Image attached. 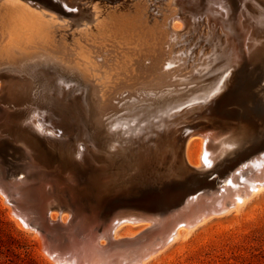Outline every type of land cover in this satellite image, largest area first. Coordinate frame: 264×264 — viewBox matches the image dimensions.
Here are the masks:
<instances>
[{
  "label": "bare ground",
  "instance_id": "obj_1",
  "mask_svg": "<svg viewBox=\"0 0 264 264\" xmlns=\"http://www.w3.org/2000/svg\"><path fill=\"white\" fill-rule=\"evenodd\" d=\"M202 1L193 2L198 13ZM247 1L254 0H206L207 23L200 34L198 20L177 13V7L190 11L182 6L186 0H131L123 9L95 3L83 18H63V24L56 15L63 10L47 0L56 17L45 19L30 0H0V75L9 103L26 104L5 122L11 126L4 132L44 154L45 163L60 173H73L91 202L103 206L97 228L72 244V235L61 233L67 214L46 212L40 198L16 179L0 181L11 217L38 238L49 262L145 264L211 219L239 213L264 192V153L256 151L264 125L214 107L241 62L264 67V0L249 6ZM215 6L225 7L235 23L218 24ZM242 128L255 133V144L239 147ZM53 136L61 139L53 144L47 139ZM164 174L168 178L156 182ZM158 193L167 196L164 207L150 208L151 214L130 211ZM136 226L139 233L131 230Z\"/></svg>",
  "mask_w": 264,
  "mask_h": 264
},
{
  "label": "rangeland",
  "instance_id": "obj_2",
  "mask_svg": "<svg viewBox=\"0 0 264 264\" xmlns=\"http://www.w3.org/2000/svg\"><path fill=\"white\" fill-rule=\"evenodd\" d=\"M160 1H162V0H155V2H157V3ZM189 1L191 4L189 3ZM189 1L186 0V2L182 6L184 8H186L188 11L190 8V11L186 12L185 9L181 10L180 7H177V9H178L177 13L179 15H183L181 17L184 19L186 18V20H188L189 22H197V20H198L199 24L201 26V30H202L200 34H202L203 29L205 28V24L207 23V21H205V22H203V21L205 20L204 17H206L205 14L207 13L206 10H207L208 5L206 4V0H205V2H204V0L202 1V3L204 2L203 3V5H204L203 9L204 10L201 9L200 13H202V14L199 15L200 13H198L197 11L194 10L196 7V5L194 4L195 3L194 0H189ZM221 1L223 3H225L226 0H221ZM244 1H246V0H244ZM261 1H263V0H261ZM65 2L69 6L79 8L80 12L77 11L76 13H69V14H67V13L65 14V12H63L62 14L58 13V12L56 14V11H52V12L55 13L56 15H58L59 17H63L67 20H69V16H70L71 19L69 21H75V20H78V18L80 19V17L83 18L84 16H86L88 13V11H87L88 7L91 4L97 3V0H63V3H65ZM123 2H125L124 5H123ZM130 2H131V0H107V1L106 0H100V2L98 4H100V5L104 4V5L109 6V7L110 6L113 7L114 5H117V6L120 5L119 7L121 9H123V7L129 5ZM242 2H243V0H242ZM254 2H255V0L253 2L247 1V4L249 6L251 4H254ZM120 3H122L123 6ZM133 3H135V2H133ZM156 6H158V4ZM192 6H193V8H192ZM191 8L196 13H198L196 15V17L193 15L195 12L192 11ZM61 11H62V9H61ZM85 11H87V13ZM215 11L220 13V14L216 15L218 24L220 22L223 23L224 21H225V23H227V25L235 23V21H233L235 19H233V20L231 19L232 15L231 16L229 15L228 16L229 18L226 16L225 7L219 8V7L215 6ZM238 11L239 10H236V12L233 14L236 17V19L238 16ZM56 15L52 14L53 17H56ZM193 17H195V18L193 19ZM246 18L247 17L244 14V17L242 19H244V25L247 26L249 24L250 20H247ZM178 21H180V22H178ZM178 21H175L176 25H179L180 23H182L181 20H178ZM180 25L183 26V23ZM218 28H219L218 30L220 31V25L218 26ZM73 29L71 31L67 32L66 35L70 34L73 31ZM220 34H221V32H220ZM196 41L201 42V40L195 39V42ZM244 63L245 62H241L239 67H237L238 70L236 69L232 72V76L230 77L229 82H228V87L225 90V92L222 94L224 99L222 100L221 103L217 104V106H215V107L220 106L221 109L219 111L224 112L225 110L228 111L230 109L234 113L241 114V115H247L253 119L256 118V120L260 121L259 122L260 124L264 125V113H262L260 111V107H259L261 102L264 101V96H261L258 93V89L253 87V85H255L254 82L256 83L258 80H261L262 83H264V80L261 79V78H264V72H262V71H264V67H262V66L258 67L257 66L258 64L254 65V64L245 63V64H247V65H245ZM66 65H68V64H66ZM251 68H252V70H251ZM255 75H256V77H255ZM1 76L3 77L4 74L0 75V77ZM2 77L0 78V83L6 80L5 78H2ZM244 80H246V81H244ZM230 82H233V84ZM247 85H248V87H247ZM242 86H243V88H242ZM228 104L232 109L229 108ZM25 106H26V104L20 106L19 109H23V108H25ZM121 113H123V112H120L118 114H121ZM0 120L3 122L2 123L0 121V125H1L0 126V130H1L0 131V140H1V138H3V139H6V141L9 140V141L14 142L13 139L15 137L14 136L12 137V135H9L6 132H4V128H6L7 125L11 126V124L10 125L5 124L6 121H3L5 119H4V117L3 118L1 117V113H0ZM197 121H199V120H197ZM233 122L234 121H230L229 125L235 123V122L234 123ZM2 125H3V127H2ZM3 135L7 138H5ZM14 140L15 141L18 140L15 143L17 145L18 144L21 145V143L19 142L20 141L19 139H14ZM3 148L6 150V152ZM26 149H27L28 153L31 152L30 154L34 155L32 148H26ZM31 149H32V151H30ZM2 151H4V152H2ZM11 152H13V150L9 149L8 147L7 148L6 147L1 148V145H0V153H2V154H0V162H2V163H0V172H1L0 181H1V183L5 184V182H6L5 180L9 181L8 179H10L9 177H11L12 181L16 179L17 181L15 180V182L18 183L19 185H21L20 188L23 190L26 189V191H29L31 193V195H36L39 193L38 191H40L43 194V195H40L41 200H39L40 203H42V204L44 202L42 200H45V201L47 200L45 196H47L46 194H48V193L50 194V195L48 194L50 197L52 196V194H53V197H55L54 193L56 194V196H58V195L60 196V193H61V196L68 195V192H69V191H67L68 187H71V190L76 192V193L82 194L83 192H85L83 190V186L80 187V185H78L76 182L70 180L69 176L72 175L70 171L69 172L65 171V172L60 173L57 169H54L55 165H49V168H45V169L43 168V170H44V173H43L44 176L42 177L43 182L38 183L37 185L33 184V186H34L33 187L32 182H30V181L27 182V180H26L27 177L25 176L26 173H24L25 171H23L22 166L19 165V163L21 162L20 156H18L17 153H14V152L11 153ZM6 154L7 155L10 154V155L6 156ZM9 157H11V158H9ZM32 158L34 159V156H32ZM36 161L37 160H34V162H36ZM16 164H17V166H16ZM1 165H2V167H1ZM188 166L191 169L194 168L193 166H190V165H188ZM9 172H11V173L9 174ZM46 173H47V175H46ZM49 173H52V174H50V178H47L49 176L48 175ZM59 173L61 175L62 174H64V175L61 176ZM23 174H25V175H23ZM66 174H68V175L66 176ZM13 177H15V178H13ZM25 177H26V179H25ZM18 179H19V181H18ZM68 179H69V181H68ZM50 180H51L50 185H53V188H51L52 190L48 187L49 185L46 184V183L50 182ZM53 180H54V182H52ZM44 181H46V182H44ZM57 182H58V184H57ZM23 183L25 186L23 185V188H22ZM65 183H66V185H65ZM29 184H31V185L29 186ZM46 185H47V187H46ZM54 185H56V186L54 187ZM37 186H38V188H37ZM65 186H66V188H64ZM56 187H57V190L59 188V190L57 192L55 190ZM45 190H47L48 192ZM51 192H52V194H51ZM42 196H43V198H42ZM11 201H13L12 198L10 199V202ZM7 206L8 205L4 204V202L2 201L1 196H0V264H52L51 262H49V260L46 258V256L40 251L39 240H37L38 238L35 237V235L31 231H28L26 229H22L21 227L19 228L16 221H14L15 218L11 217V215H10L11 213H10L9 208ZM22 213L23 214L26 213L29 218L31 217V219H34L36 217L33 214L31 215L29 213V211L28 212L22 211ZM142 225L143 224H140V226H142ZM124 226L122 227L123 229L120 230L121 233L125 231L124 228H126V226H128V224H126ZM131 230L137 231L138 226L131 228ZM139 232L140 231H137V233H139ZM145 264H264V192L262 194L256 196L253 200H251L239 213L236 214L235 212H232L229 215L211 219L208 223H206L205 225H203V226L199 227L197 230H195L192 233V235L186 241L175 243L174 245L169 247L167 250H165L163 253H161L160 255L149 260Z\"/></svg>",
  "mask_w": 264,
  "mask_h": 264
},
{
  "label": "water",
  "instance_id": "obj_3",
  "mask_svg": "<svg viewBox=\"0 0 264 264\" xmlns=\"http://www.w3.org/2000/svg\"><path fill=\"white\" fill-rule=\"evenodd\" d=\"M30 1L32 2V4L35 3V0H30ZM0 84L2 85L0 88V103H1L0 113H1V117H4L5 121H8L11 118H14L17 114L21 113L23 109H19L20 106L9 103V101L6 99L7 86L2 82ZM192 131L193 130L191 129L186 135L191 134ZM47 139L51 143L55 144L61 138L60 136H53L52 138H47ZM13 141L14 142L6 141V139L1 138L0 140L1 148L8 147L11 150H13L14 153L21 155L20 156L21 162L19 163V165L22 166L23 171H25L27 176L26 179L27 181L32 182V185L33 184L37 185L38 183L43 182V178H42L44 176L43 168L44 169L49 168L50 165L45 163L46 157L44 156V154L42 153L40 154L38 151L33 149L34 155L33 154L31 155L30 153L27 152L26 147H22L23 145H16L15 142L17 141L15 140ZM79 148L81 151H83L81 147ZM32 156H34V159L32 158ZM34 160L37 161L34 162ZM81 160L82 158L79 157L78 161L76 162L81 163ZM83 164L81 163V167H84ZM50 174L52 173H49L48 175ZM71 174H72L70 177L71 180L76 182L73 173ZM50 183L51 181L48 182L47 185H49L50 188L51 187L53 188V185H50ZM38 192L39 195L36 194V196H38L41 200V196H40L41 192L40 191ZM89 195L90 193L88 191H85L82 194H80L71 190L70 192H68V195L50 197L49 199L43 202V205L46 206L47 208L46 212L55 211L58 212L59 214L66 213L68 215V219L65 225L62 227V229L65 227L66 230L64 229L61 230V233L65 235L64 237L72 235V240H70L72 244L73 241H75V243L77 241H80L84 234H88L90 231L97 228L98 224L101 222L100 212L103 206H101V204H99L98 202L92 203ZM166 202H167V196L162 193H158L156 196L146 197L142 199L141 201L138 202V205L142 207L132 208L130 211L133 212L134 214H151L150 212H148L150 208L155 207L157 209H160L161 207H164L167 204ZM120 210L123 211L124 209H120ZM65 240L66 239L64 238V241Z\"/></svg>",
  "mask_w": 264,
  "mask_h": 264
},
{
  "label": "snow or ice",
  "instance_id": "obj_4",
  "mask_svg": "<svg viewBox=\"0 0 264 264\" xmlns=\"http://www.w3.org/2000/svg\"><path fill=\"white\" fill-rule=\"evenodd\" d=\"M100 0H97V3H99ZM47 3L50 4H55L57 7L61 8L63 10V12L65 13H76L77 11H79V9L77 7H72L69 6L66 3H63V0H47ZM35 4L37 6V10L42 12L44 14V18L45 19H50L52 16V10L47 8V4L45 3V0H35ZM71 19V17H69V20ZM65 21L63 19V17L60 18V20L57 22L58 24H63ZM55 71V69H53ZM229 69L225 68L223 70V72L221 73V75H226L228 73ZM262 80H264V78H261ZM225 83L224 79L220 80V84L223 85ZM2 86V85H0ZM254 88L258 89V93L261 96H264V83L261 82V80H258L256 82L255 85H253ZM216 93H213V96H215ZM31 101H25V103H29ZM260 111L262 113H264V101L261 102L260 104ZM242 136L240 138V144L239 147L244 148L247 147L249 145H253L255 144V133L250 131L248 128H242ZM49 135H51V133H49ZM256 151L258 153H264V126H262L261 131H260V143H259V147L256 149ZM76 159L78 160L79 157H76ZM205 164L208 163L207 161V157H205L204 160ZM210 167V165H209ZM169 174H164L162 177H158V178H154L156 179V182H160V180L164 179V178H168Z\"/></svg>",
  "mask_w": 264,
  "mask_h": 264
}]
</instances>
